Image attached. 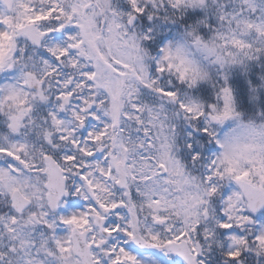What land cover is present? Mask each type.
Segmentation results:
<instances>
[{"label": "rangeland", "instance_id": "obj_1", "mask_svg": "<svg viewBox=\"0 0 264 264\" xmlns=\"http://www.w3.org/2000/svg\"><path fill=\"white\" fill-rule=\"evenodd\" d=\"M36 1L40 3V6H35ZM180 1H184L188 6L195 2L206 6L209 0ZM210 2L217 3V0ZM236 2L245 5V7H251L253 11L259 8L258 4L252 0H231L226 5L211 4L219 7L218 12L212 14L214 19L216 15L220 16L218 19L228 18L229 13H225L224 9L230 3L232 7ZM104 6L112 7L113 15L110 16V12L108 13L105 27L101 31L104 33L110 56L120 63L119 67L121 68H102L96 64L97 71L103 75L104 79V84H97L100 87L101 95L103 94L101 100L106 103V114L101 115L107 116L109 121L108 117L112 115V105L115 108H120L118 97L121 96L122 103L128 110L127 114L136 116L135 118L138 119L136 125L139 122L143 125L141 129L136 127V131L141 134L144 131L150 133L148 138L152 143L158 139L159 145L154 144L162 156L158 162H162L170 170L167 181L178 183L176 187L180 189L170 196L167 203L172 206L179 197L183 198L182 211L175 213L171 226L168 225L164 229L167 231L171 229L170 235L173 238L181 237V234L185 232L192 233L194 230L200 229L199 235L200 239H203L204 255L209 260L215 259L219 249L225 251L224 255L228 254L231 257H239L246 251L252 254L251 259L256 264H264V215L255 220L254 230L246 228L244 222L251 216L250 211L246 208L241 194L232 182L235 176H239L264 190V127L236 120L237 112L233 90L230 86V73L246 68L236 65L233 58L227 59L212 39L205 40L191 36V41L186 44L182 38L176 41L166 26L158 24L150 25L147 28L138 25L132 31L128 29L126 21L131 15L136 14V11L142 13L144 9L143 12H146V16L150 19L156 18L160 13L162 15L168 13L167 8L170 9V6L166 0H95L93 6H91V0H22L15 7H28L29 12L35 7H41L39 15L44 14L42 10H45V7H50L47 12L56 11L66 21L71 22V26L66 25L68 30L70 29L66 36L68 40L61 39L54 48L59 53L60 61L62 57L65 58V70L75 69L78 71L80 67H78L79 60L76 57L83 50L82 46L87 47L80 40L79 25L90 24L91 17H98L99 11L96 12L95 8L89 10V7ZM0 7H2L1 4ZM241 9L243 11L239 9L238 13L234 15V19L241 27L242 32L231 34L226 38V42L248 49L252 45L259 44L264 38V8L261 14L255 12L257 16L244 13V7ZM82 10H86V13L84 14ZM201 16H205V11L202 8ZM2 17L3 13L0 10V20ZM210 19L211 16H208L204 24L210 32H215V25L210 27L213 22L207 21ZM218 19L216 18V20ZM73 28H75V32L72 30ZM3 35V29L0 27V39ZM221 35L223 38L225 37L224 34ZM1 45L4 46L2 42ZM259 45H264V42ZM65 52H70L73 56L71 54L65 56ZM248 56L250 54L246 53L244 63ZM254 59V57L251 58V60ZM152 69L159 74L152 73ZM63 75H67V73L60 72V76L63 77ZM160 75L163 77L162 79H160ZM85 76L92 77L87 74ZM214 77H217L219 87H215L212 96L209 95L211 98L208 103H205L203 99L196 100L193 97H187V93L177 87V82L187 83L189 80L193 89L204 86L205 89L212 92ZM81 82V79L78 78V85ZM61 85L66 90V77L62 80ZM107 91L112 92V97L109 93H105ZM93 93L94 89L91 87L86 95L90 96ZM28 103L29 100L26 99L27 108L32 110L37 108L36 103L30 105ZM205 111H210L218 117L221 121L220 125H211L206 118ZM195 118H201L204 122L203 141L196 139L192 134H188L186 140L183 139L185 154L194 161L192 166L182 168L177 158L180 149L175 143L180 141L175 127L176 121ZM59 123L64 129L63 131H68V123L63 120H60ZM76 134L75 131L71 133V135ZM106 134V136L101 134L103 137L100 141L102 144L110 143L111 155L116 156L117 150L119 152L121 149L123 150L126 137L116 134L115 129L106 131ZM117 137L119 141H117ZM19 138L17 137V139ZM175 138H177L176 141ZM142 144L145 143L142 142ZM10 149H13L14 153L10 154L11 157L21 158L22 140L12 142ZM101 161L98 160L90 165L88 174L91 179L101 181L100 175L103 171L105 172V166L102 167L106 162L105 160ZM133 169L139 174L143 170H147L148 174L150 170L143 162L133 165ZM191 170L194 173L198 171L201 183L192 177ZM7 175V170L1 165L0 185L3 184ZM172 175L175 180L172 179ZM144 178L147 177L144 176ZM218 192L222 194V197L219 198L220 201H213ZM144 193L147 195L146 192ZM208 196L213 197V200H207ZM202 200L205 202L204 206L209 209L208 222H205L202 216ZM65 221L70 222L71 220L66 217ZM146 224L147 227L153 228L151 221ZM0 225H5L3 218H0ZM112 226H116V224ZM236 229L241 232L251 231L254 238L248 242L247 237H244L247 235L241 234L243 235L241 236L235 231ZM12 240L16 243H10V245L20 252L18 259H27L31 246L26 236L15 234ZM244 244L245 248H243ZM66 251L68 252V248L63 251L64 258L62 259L65 264L68 262Z\"/></svg>", "mask_w": 264, "mask_h": 264}, {"label": "flooded vegetation", "instance_id": "obj_2", "mask_svg": "<svg viewBox=\"0 0 264 264\" xmlns=\"http://www.w3.org/2000/svg\"><path fill=\"white\" fill-rule=\"evenodd\" d=\"M13 24H19V27H25L28 24H33L36 27L40 22L27 23L22 22V17L25 12L19 7L13 8ZM16 11V12H15ZM16 14V19L14 16ZM52 23V20L50 21ZM51 25V24H49ZM53 38V37H51ZM50 38V39H51ZM26 42V39H24ZM48 40L45 41V44ZM27 44V43H26ZM22 55L18 57L20 63L11 62L9 74L11 76L17 75L20 72L18 66L24 62ZM12 59L6 60L8 64ZM46 60L54 62L55 58L52 54L46 55ZM46 62H43L42 70L46 72L45 79L41 77L42 81L38 80L35 75L25 74L30 88L35 89L38 93L44 92L45 105H41L40 119H45L46 124L42 126L33 127L34 122H30L29 126L23 133L22 139L26 143V152L17 163L21 173H11L7 176L5 182L6 190L3 196L0 197L4 201L3 217L8 220V225L11 229H3L0 231V236L3 241L0 243V264H59V247L61 238L59 225V218L69 215L73 218L74 215L81 214L85 209L89 218L93 217V223L104 224L105 229L101 231L98 227H81L80 231L86 232L88 244L91 249L93 264H184L179 261L171 263L168 258H171L168 252H165L162 247L167 242L172 241L168 233H159L149 227H145L146 219L155 216H171L182 209V203L178 199L176 203L170 206L167 201L173 193H177V189L171 184H168L165 179V174H162L160 167L157 166L156 174L151 173L150 178L143 181V185L138 183V173L133 169V165L140 162V158L135 154V151L145 150L140 144L134 145L138 136L133 134L130 130V122H125L122 128L127 130L122 132L126 137L123 150H120V158L118 168L120 172L125 173L127 177V188L119 189L115 184L116 190L122 201L116 202L114 192L106 194L102 197L103 190L99 188L97 181L89 179L82 180L80 177L87 174V162H90L94 156L90 153L86 156L84 153H79L74 159H64L63 155L67 154L64 146L65 142L60 140L59 128L56 125L55 106L59 104V94H55V88L58 86L59 80L53 75L54 68L47 67ZM26 63H23V66ZM7 65H3L2 70ZM3 72V71H2ZM16 91H0V123L5 122L6 116L3 114L5 107L10 104L13 98L17 101ZM24 116L21 117V120ZM17 129V125H13ZM5 125L0 124V128ZM45 134L47 136H42ZM82 145L87 144L85 136L80 137ZM12 142L10 141L9 144ZM97 147V146H96ZM94 146L92 150H95ZM78 146H75L77 149ZM152 146H149V152ZM10 151V149H9ZM8 154V153H6ZM144 154V153H143ZM146 155V154H144ZM52 156L63 168L67 178L66 190L69 193V199L62 200L56 206V210L52 211L49 198L56 197L60 189L52 187L48 188V179L45 175L46 161L45 158ZM112 162L113 158L110 157ZM146 161V160H144ZM116 162V164H117ZM150 170L155 169L154 163L149 164ZM121 166V167H119ZM118 173V172H117ZM154 175V176H153ZM16 192L19 196L23 195V206L14 207L12 198ZM148 193V199L145 193ZM100 195L101 200H105L103 204L95 202L94 204H86L89 198L96 199ZM180 199V197H179ZM150 202V207L147 203ZM110 205H117L118 209L122 211V218L118 221L117 227H111L112 221L116 219L114 216L115 209L110 208ZM139 219V230H135L132 224V216ZM149 214L148 218H145ZM99 217H102V220ZM170 216L168 219H170ZM167 219V220H168ZM105 220V222H104ZM122 221V222H121ZM54 223V224H53ZM75 226L71 228L70 232H65L67 236L66 246L72 245V231ZM15 234H24L28 243L31 246L27 254V259L19 260L20 252L18 249L9 246V250L3 243H16L12 240ZM140 235L146 242L155 246V252H143L137 250L134 241ZM96 236L97 240L94 239ZM68 241L70 243H68ZM136 246V247H135ZM50 250V252H49ZM156 260V261H155ZM68 264H82L81 261L72 253L68 254Z\"/></svg>", "mask_w": 264, "mask_h": 264}, {"label": "trees", "instance_id": "obj_3", "mask_svg": "<svg viewBox=\"0 0 264 264\" xmlns=\"http://www.w3.org/2000/svg\"><path fill=\"white\" fill-rule=\"evenodd\" d=\"M175 4H181L178 2V0H172ZM230 0H218L219 4L228 3ZM255 1V0H254ZM264 2V0H263ZM174 7H180L175 6ZM216 4V3H211ZM241 6V5H240ZM182 7V6H181ZM194 8H189L186 12L182 14H177L175 11L169 15V19L167 22H170L173 26L177 27L179 31H181L184 35H188L189 33H192V31H197L200 34H203V36H208V33H205V29L201 23V10L200 7L205 11L206 7H202L200 3H196V5L192 6ZM231 11V7H229ZM177 11V10H176ZM210 12L215 11V6L210 7ZM217 18H219V15H216ZM205 17V16H203ZM220 22V23H219ZM218 24L225 25V28H229L227 31H237L240 32L239 29H233V24L235 25V22L231 23V20H219ZM198 28H202L201 31H199ZM226 31V32H227ZM186 35V36H187ZM235 48L232 47H225V53H229L230 55H235L237 50H234ZM242 53H244L243 49H239ZM255 51H257V48H255ZM261 53L264 52V50L260 51ZM245 54V53H244ZM260 60L263 58L262 56L258 57ZM237 65V64H236ZM251 70L256 74L257 81L253 79V75L248 74L247 76H243L242 73H240L238 70L234 71V76L232 79V86L236 95L237 100V109L239 111L246 110V116H252L253 114L258 117V114H261L264 117V93L262 90L263 88V82H262V76L260 74L259 67L255 64H251L250 66ZM246 77L249 81V85L246 84ZM255 91V92H254ZM255 93L257 95H255ZM264 121V119L262 120Z\"/></svg>", "mask_w": 264, "mask_h": 264}, {"label": "water", "instance_id": "obj_4", "mask_svg": "<svg viewBox=\"0 0 264 264\" xmlns=\"http://www.w3.org/2000/svg\"><path fill=\"white\" fill-rule=\"evenodd\" d=\"M4 1L9 5L12 0H4ZM240 186L243 189V191L245 192L246 197L248 198L247 200L251 204L252 209L254 211L263 210L264 209V200H263L262 204L259 200L260 196L261 197L263 196V193L261 191H258V190H251L250 187L248 185H246L245 183H240ZM260 204H261V206H260ZM177 254L183 258H186V256L183 254L182 255H180V253H177Z\"/></svg>", "mask_w": 264, "mask_h": 264}]
</instances>
